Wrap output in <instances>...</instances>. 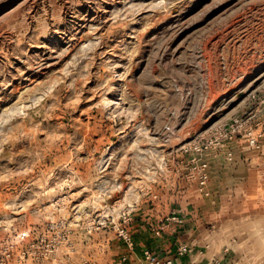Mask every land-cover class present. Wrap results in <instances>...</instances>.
<instances>
[{"label":"rangeland","instance_id":"374dc122","mask_svg":"<svg viewBox=\"0 0 264 264\" xmlns=\"http://www.w3.org/2000/svg\"><path fill=\"white\" fill-rule=\"evenodd\" d=\"M170 198L264 264V0H0V263L104 264Z\"/></svg>","mask_w":264,"mask_h":264},{"label":"crops","instance_id":"0c3cea01","mask_svg":"<svg viewBox=\"0 0 264 264\" xmlns=\"http://www.w3.org/2000/svg\"><path fill=\"white\" fill-rule=\"evenodd\" d=\"M159 204L155 212L148 213L142 210L139 212L140 214L133 213V217L135 216L138 222L136 230L131 231L134 249L128 252L124 247V249H119L122 250L121 252H117L116 248L120 247L111 244L108 250V254L111 256L104 261V264H113L120 255L126 257V253L128 256L122 264H149L144 259L146 251L150 252L152 258L156 260L171 258L173 264H237L236 260H232L231 257H226L224 254L226 243L223 232L211 233L204 230L200 225L201 218L194 215L193 211L188 210L187 207H185V213L181 215L172 211V198L164 202L159 201ZM127 209L130 210L126 204L121 206V211L126 212ZM172 216H176L180 223L176 224L171 221ZM160 225L162 226L160 227ZM212 239H218L220 242L215 244ZM179 243H186L190 247L189 253L185 256L176 254ZM78 254L80 253H77L76 256ZM84 259L85 257L80 255L74 263L82 264Z\"/></svg>","mask_w":264,"mask_h":264},{"label":"built area","instance_id":"2783aa9c","mask_svg":"<svg viewBox=\"0 0 264 264\" xmlns=\"http://www.w3.org/2000/svg\"><path fill=\"white\" fill-rule=\"evenodd\" d=\"M251 143H253V140H251ZM206 170H207V164L206 162L200 161L197 164V172H196V181L198 183V185L203 186L207 180V174H206ZM171 221L173 222H178V218H176V216H172L170 218ZM123 221H125V218H123ZM159 231V230H158ZM120 236L124 239L129 241V237L127 236V233H125L124 231L120 232ZM53 250L49 249V251H47V253H52ZM187 252H189V249L187 246L185 245H180L179 248L177 249V255H184ZM150 258V254L148 252H145V259L149 260ZM125 258H122L119 263L117 264H122L124 262ZM2 264V263H0ZM4 264V263H3ZM83 264H91L88 262H83ZM151 264H173V259L171 258H166L163 260H155L153 262H151Z\"/></svg>","mask_w":264,"mask_h":264}]
</instances>
